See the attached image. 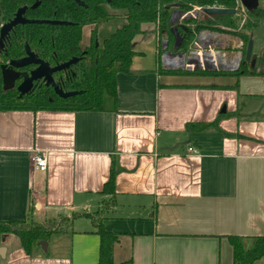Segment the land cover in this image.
Returning <instances> with one entry per match:
<instances>
[{"label":"crops","instance_id":"1","mask_svg":"<svg viewBox=\"0 0 264 264\" xmlns=\"http://www.w3.org/2000/svg\"><path fill=\"white\" fill-rule=\"evenodd\" d=\"M144 58L116 76L115 112L0 113V222L94 214L114 160L102 222L114 264H232L227 237H264V76L168 75L160 55ZM219 117L215 131L185 130ZM35 154L46 171L31 169ZM98 247L80 217L34 257L5 237L0 264H95Z\"/></svg>","mask_w":264,"mask_h":264},{"label":"trees","instance_id":"2","mask_svg":"<svg viewBox=\"0 0 264 264\" xmlns=\"http://www.w3.org/2000/svg\"><path fill=\"white\" fill-rule=\"evenodd\" d=\"M38 9L28 11L29 18L38 20H57L70 23L67 26L27 25L16 31L19 37L18 45H12L1 58L19 59L23 53L24 44L27 45L42 61L51 65L60 64L72 57L82 59L74 67L78 83L70 89L81 92L75 97L62 100L54 94H29L18 98L16 92H3L0 85V113L1 112H115L117 106L116 76L120 73L129 74L133 58L137 55L133 51L132 42L135 37L142 35L141 26L156 25L165 35L167 49L172 50L174 38L170 33L169 22L174 12L188 13L194 9L203 11L209 7H219L225 10L235 9L236 0H114L109 6L121 11L124 24L101 42L91 44L88 49L81 47L82 31L85 26L95 22H107L108 14L101 9L88 16L87 10L66 0H41ZM197 17V16H196ZM234 16H211L188 19L194 33L203 29L221 32L213 25L233 28L238 19ZM264 21V8L259 7L254 14H248L244 30H255ZM215 23V24H214ZM184 38L180 48L188 52L194 42V34L179 31ZM244 33V32H243ZM91 36L94 38L96 32ZM53 38L54 41H48ZM239 40L248 45L247 36L240 34ZM245 45V46H246ZM244 49V48H243ZM242 49V50H243ZM83 50L85 53L81 54ZM160 55V54H159ZM175 76H264V58L261 65L250 69V63L243 60L235 72L223 73L206 71H161ZM222 117V116H220ZM219 118L210 124H188L187 133L217 130ZM117 174L115 161L112 160L108 180L104 183L101 194L104 199L99 209L92 215L73 214L70 218L60 217L59 221L47 220L42 223L33 222L30 214L20 221L0 222V246L7 236L18 239L21 249L28 257H34L42 252L40 243H47L53 235L66 233L77 218L84 217L91 220L94 233L99 238L98 260L95 264H114L113 248L118 237L105 230L103 219L116 205L115 177ZM33 210L31 205L30 212ZM232 248V264H254L264 257V237L244 239L241 237H227Z\"/></svg>","mask_w":264,"mask_h":264},{"label":"flooded vegetation","instance_id":"3","mask_svg":"<svg viewBox=\"0 0 264 264\" xmlns=\"http://www.w3.org/2000/svg\"><path fill=\"white\" fill-rule=\"evenodd\" d=\"M40 1L41 0H0V85H1V89H2L3 92H5V93L6 92H10V91L16 92L17 95H18V98H20V97H19V93L17 91V88L21 85V83L23 82V79L21 77H19L18 79H16L14 81L13 88L11 90L4 91L3 90V81H2L1 67L5 66V65H8L12 61H17V60H20V59L24 58L26 56V53H25V46L26 45L24 44V46H23L24 55L21 58H19V59L10 58L9 60H3L1 58V56H3L4 53H6L7 49L11 48L12 45H14V46L18 45L17 43L19 42V37L16 35V31L18 29L24 27V26H27V25H17V26H15L11 31L8 32V34L6 36L3 37L2 40H1V29L5 25L10 23L12 20H14L17 11L19 9H22V8H25V12L23 14V18L24 19H27V20H38V19L29 18L28 11L29 10L32 11V10L38 9L39 6L41 5ZM66 1H69L70 3L76 4L77 6L86 9L88 16L97 13L99 10L101 11V9H103L108 14L109 20L107 22H104V21L103 22H95V23H93L91 25L85 26V27H90L91 29H90L89 39H88L86 44H84L82 42V38H81L80 44H81V47L83 49L84 48H86V49L88 48L89 49L91 47L92 43L93 44L95 43V45H97L96 43L99 42V36H98L99 33L98 32H99V28L102 25H106L108 23H113V22H116L118 19H120L121 11H119L118 9L117 10L113 9V8H111L109 6L114 0H78L82 5L78 4L74 0H66ZM258 2H259V7H260V0H258ZM35 4H38L37 8L32 9V7ZM259 7L256 10H258ZM217 9H219V7H217ZM232 10L235 11V14H239L237 12V10H236V6H235V9H232ZM256 10L254 12L250 13L244 8L243 16L248 18V14H254L256 12ZM204 16L207 17L203 13L198 12L196 18L202 19ZM47 21H57V20H47ZM58 22H66V21H58ZM66 23H68V22H66ZM69 24L70 23H68V25ZM181 24L183 26L187 27L188 29L192 30L191 28L193 26L189 27V26H191L190 24H186L185 22H182ZM155 27L157 29L156 35L159 38L160 37L165 38V35L163 33H161L160 29L156 25H155ZM216 28H218L221 31L222 26L221 25L217 26L216 24L213 25V29H216ZM222 29H224L226 31V28H222ZM228 29H230V28H228ZM93 31L96 32V36L94 38L91 36ZM179 31L180 30H178V32ZM206 32H208L206 29L200 30L197 33H194V31L192 30V33L194 34V38H195L192 46L189 48L188 52H183L180 49L178 50V52L183 53L185 56L188 57V55H190L189 53H190L191 50H193V51L196 50V49L193 48V46L195 45V42L198 41L200 43H204V41L209 38L210 39L209 44L213 43V50H215V52H219L220 53L221 42L219 41V38L220 37H224L222 31L221 32H217V31L213 30V36L212 37H211V35L209 37H207L206 36ZM199 34H200V36H198ZM181 37L183 38L182 35H181ZM48 41L53 42L54 39L53 38H48ZM183 43H184V38H183ZM183 43H182V45H183ZM182 45H181V47H182ZM201 45H203V44H201ZM214 48H216V49H214ZM29 50H30V48H29ZM84 51L86 52V50H83L81 54L85 53ZM30 52L33 55H35L37 57V59L41 60L34 52H32L31 50H30ZM239 54L241 56V62H240V64H241L243 62V60H245L244 59L245 55L243 56V50H241V53H239ZM74 59L78 60L76 64L70 65L69 68L64 70V71L56 72V73H53L51 75V78L53 80L54 85H56L64 93L77 92L74 89L71 90L70 88L73 87V83L74 84L78 83L77 75L74 72V70H75L74 67L79 63V61L82 58L81 57H72L71 59L69 58L68 60H66V61H64V62H62L60 64H57V65H51V64L45 62V63H47L49 65L50 68H55V67H57L59 65L66 64L69 61L74 60ZM35 68H36L35 66L30 65V66L22 68V69L12 68V70L15 73H17V74H22V73L29 74ZM46 84H47L46 81H43V79L33 82L30 91L26 95H29L30 93L33 94V95H37V94H41V93L50 92V93L54 94L56 97H58L55 94V92H54L53 86L52 85L47 86ZM26 95H24V96H26Z\"/></svg>","mask_w":264,"mask_h":264},{"label":"water","instance_id":"4","mask_svg":"<svg viewBox=\"0 0 264 264\" xmlns=\"http://www.w3.org/2000/svg\"><path fill=\"white\" fill-rule=\"evenodd\" d=\"M78 4L82 5L78 0H74ZM241 4L243 8H245L248 12L252 13L259 7L258 0H242ZM38 4H35L32 9L37 8ZM25 12V8L19 9L15 15L14 20H12L10 23L5 25L1 29V40L4 36L8 34L9 31H11L15 26L17 25H48V26H66L68 23L66 22H58V21H47V20H27L23 18V14ZM204 15L207 17L211 16H233L235 15L234 10H225V9H213V8H207L202 11ZM191 19L189 15H186L183 12H174L171 16L169 26L171 27L170 33L172 34L174 38V44L172 47L171 52L165 51L164 54L161 57V62L163 64H166L168 60L174 59V58H183L184 54L178 52L180 49L183 38L179 34L178 30H182L186 33L191 34L192 30L188 29L187 27L183 26L181 23ZM181 24V25H180ZM179 25V26H178ZM200 36V34L198 35ZM196 45L193 46L194 49L197 48L198 41L195 42ZM252 50H253V41H250L247 45L246 52H245V61L250 63V69H254L255 63H256V57L252 56ZM25 53L26 56L20 60L12 61L8 65L1 67V73H2V81H3V90L9 91L13 88L14 81L21 77L23 79V82L21 85L17 88V91L19 93V97L26 95L31 87L32 83L43 79V81H46V85L53 86L55 94L62 100H67L69 98L75 97L76 95H79L81 92H67L64 93L61 89H59L56 85H54L53 80L51 78V75L56 72H61L69 68L70 65H74L77 63L78 60L74 59L69 61L66 64L59 65L55 68H50L49 65L39 59L35 55H33L29 47L25 46ZM241 62V56L237 58L236 60V67L235 68H228L226 65H223L221 63L214 64L212 62L208 61H195V60H189L187 59L186 64L188 67L192 66L193 71H206V72H218L221 71L223 73L228 72H235L238 70L239 63ZM35 66L36 68L32 70L29 74L22 73L17 74L15 73L12 68L15 69H22L28 66ZM11 68V69H10ZM40 246L42 248V252L47 251V243L42 242L40 243ZM1 252H5L4 248H0V256Z\"/></svg>","mask_w":264,"mask_h":264},{"label":"rangeland","instance_id":"5","mask_svg":"<svg viewBox=\"0 0 264 264\" xmlns=\"http://www.w3.org/2000/svg\"><path fill=\"white\" fill-rule=\"evenodd\" d=\"M260 7L264 8V0H260ZM236 19L238 20L236 23L234 22L235 26H233V28L228 29L227 27L222 26V28H226L227 32L221 28V31L224 35V37L219 38V41L221 42V46H220L221 55H223L227 61H232L233 63L235 58H237L238 54L241 53L242 48H244L243 49V56H244L247 45L246 43L244 44L242 41H240L238 38L240 34H244L247 36L248 43L250 41H253L252 56L256 57L255 66L257 64L261 65L264 58V21L260 22V25L258 26L257 29L248 31V30H244L245 21L247 20V18L239 13L237 14ZM123 24L124 21L122 19V14H120V19H118L116 22L102 25L99 28V32H98L99 42L106 39L111 33H113L116 29L120 28ZM154 26L149 24H145L141 26L144 33L141 35V37L136 38V42L141 39L146 40V42L135 44L133 48L135 52L142 53L146 57V59L145 58L141 59L142 62L146 65L145 67H148L149 64L154 63V61H156L159 54L160 56H162L163 54V52L161 51L160 38L154 32L151 33L147 32L146 34V31L148 30L152 31L153 29L154 31ZM90 29H91L90 27L83 28L82 42L84 44H86L89 39ZM206 30L208 31L206 33H208L212 37L213 31L210 28ZM155 31H157L156 27H155ZM211 47L213 50V43ZM170 51L171 50L167 49V52ZM157 52L159 53L156 56ZM50 220L59 221L60 218L50 219ZM32 221L35 222L36 220H32ZM9 237L11 238L12 242H14V244L16 245L18 244L17 238H15L14 236H9Z\"/></svg>","mask_w":264,"mask_h":264},{"label":"built area","instance_id":"6","mask_svg":"<svg viewBox=\"0 0 264 264\" xmlns=\"http://www.w3.org/2000/svg\"><path fill=\"white\" fill-rule=\"evenodd\" d=\"M236 10L238 13H240L241 15L244 14V8L241 4V0H236ZM209 8V7H207ZM205 8V9H207ZM213 9H217V7H211ZM221 9V8H219ZM201 12V10H197L194 9L191 12L186 13V15H189L191 17V19L196 18L197 13ZM185 22V21H184ZM206 36L209 37L210 35L208 33H206ZM161 40V51L164 52L167 51V41L165 38L160 37ZM210 39H206L204 41V43H198L197 44V48L196 50H191L190 51V55L187 56H183V58H174V59H170L167 61L166 64H163L162 62V67L163 69L167 70V71H181V70H186V71H193V67L190 66L188 67L186 64L187 59L189 60H195V61H199V62H203V61H208V62H212L214 64L217 63H221L223 65H226L228 68H235L237 65L236 63L233 65V67H231L232 61H227L223 55H221V53L219 52H215V50H212V44H209ZM203 44V45H201ZM196 45V43H195ZM162 54V55H163ZM162 57V56H161ZM240 57V54H238L237 58ZM237 58H235L234 62H236ZM240 67V63L238 68ZM189 152L191 153H196V151L194 149H188ZM30 161V166L31 169L33 171H40V172H44L46 171L47 168V162L45 160V158L43 156H39L37 154L32 155L29 159Z\"/></svg>","mask_w":264,"mask_h":264},{"label":"bare ground","instance_id":"7","mask_svg":"<svg viewBox=\"0 0 264 264\" xmlns=\"http://www.w3.org/2000/svg\"><path fill=\"white\" fill-rule=\"evenodd\" d=\"M236 62H233L232 64H231V67H233V65L235 64Z\"/></svg>","mask_w":264,"mask_h":264}]
</instances>
